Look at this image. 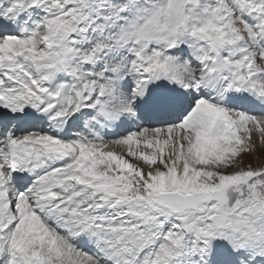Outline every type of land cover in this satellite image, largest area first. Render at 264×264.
<instances>
[{
	"label": "snow or ice",
	"instance_id": "obj_1",
	"mask_svg": "<svg viewBox=\"0 0 264 264\" xmlns=\"http://www.w3.org/2000/svg\"><path fill=\"white\" fill-rule=\"evenodd\" d=\"M0 264H264V0H0Z\"/></svg>",
	"mask_w": 264,
	"mask_h": 264
}]
</instances>
